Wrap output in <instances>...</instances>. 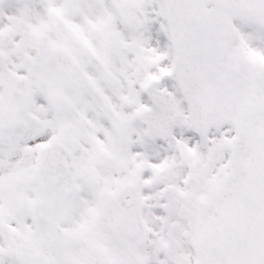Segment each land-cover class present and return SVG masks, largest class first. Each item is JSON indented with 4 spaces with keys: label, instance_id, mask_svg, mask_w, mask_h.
Segmentation results:
<instances>
[{
    "label": "snow or ice",
    "instance_id": "6c2138e0",
    "mask_svg": "<svg viewBox=\"0 0 264 264\" xmlns=\"http://www.w3.org/2000/svg\"><path fill=\"white\" fill-rule=\"evenodd\" d=\"M0 264H264V0H0Z\"/></svg>",
    "mask_w": 264,
    "mask_h": 264
}]
</instances>
